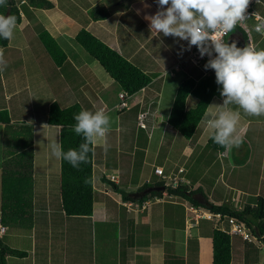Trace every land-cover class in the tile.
Wrapping results in <instances>:
<instances>
[{
    "label": "crops",
    "instance_id": "0c3cea01",
    "mask_svg": "<svg viewBox=\"0 0 264 264\" xmlns=\"http://www.w3.org/2000/svg\"><path fill=\"white\" fill-rule=\"evenodd\" d=\"M50 1L54 4L52 9L34 8L27 2L25 7L21 5L22 21L9 41V46L0 49V82L3 87L0 89V112L6 111L12 124H25L16 133L0 123V132L6 143L4 150L0 151V225L7 228L4 234H0V240L9 248L26 253L25 257L10 256L7 263L213 264L212 234L215 221L201 216L203 213L208 215L209 210L193 206L187 200L166 191H162V196H148L145 199L144 193L138 196L137 193L146 184L159 182L152 178L160 179L154 172L155 168H165L169 161L166 158L163 159V164L158 163L163 142L169 135L173 143L174 138L179 135L173 133L167 123L173 106V101L172 105L165 103L168 86L176 83L177 91L184 80H200L215 75V70L205 69L206 63L198 67L190 61L189 57L198 49L197 46H191L188 50V41L165 36L150 27V17L158 11L157 0ZM98 5L110 8L109 18L92 20L90 11ZM256 10L264 17V2L257 5ZM83 29L119 52L143 72L153 76V83L149 87L129 97L128 111L116 109L123 91L101 64L76 41V36ZM44 31H48L67 54L68 60L62 66L55 64L43 46L40 34ZM263 37L264 34L262 36L255 31L254 21H251L246 28H238L232 32L229 44L235 42L239 48L252 45L257 49H264ZM31 58L36 61L33 60L41 75L31 73L35 68ZM187 62L200 69L196 71L198 76H193L185 67ZM44 66H49L53 74H47ZM179 74L183 80L177 83L175 79ZM55 102L62 108L75 104L80 105L83 110L103 108L112 117L111 131L98 146L94 145L95 195L94 213L91 217H68L62 209L61 159L52 156L49 147L52 142L61 143V128L48 124L49 109ZM223 105L224 97L220 92L212 99L196 137L192 140L185 139L188 144L186 152L190 156V171L186 170L191 175L190 180H187L188 185L192 184V190L200 189L216 205L230 203L239 209L248 205L255 207L258 198L264 199V115L253 118L254 116L242 112L239 133L242 137L241 146L229 148L225 152L226 157L218 156L227 165L226 159L241 155L242 164L237 163L234 170L257 168L254 170V178L241 179L246 181L244 189L239 190L230 183L234 174L228 179L225 165L214 171L212 180L210 174L214 162L211 165L203 162L198 165L197 172L194 170L198 164L197 160L192 161L195 152L198 149L206 152L205 146L211 137V130L206 127L205 121L216 111L215 107ZM141 114L145 115L146 128L140 125L131 134L127 131L129 138H133L129 153L133 159L129 175H124L123 168L120 171L123 163L120 159L122 149L119 151L118 147L110 145L108 136L111 134L116 141H126L127 135L123 136L121 133L125 122L138 126ZM45 125L48 127H44ZM29 131L33 140V198L32 201L28 200V189H25V195L19 201L21 209L16 213L14 208L13 212H8L10 203L8 204L3 192L4 170L9 175V168H16L20 160L18 156L24 152L17 141L21 144L23 139L27 141ZM171 142L169 143L172 144ZM259 143L263 151L257 154ZM37 165H43L42 169L36 171ZM208 181L213 182L210 191L206 189ZM252 186L256 190H250L253 193L247 192L246 188L253 189ZM122 193L134 196L125 200ZM23 196L28 198L25 200ZM9 198V202L17 201L15 197ZM191 207L197 212H192ZM21 212L26 216L24 222L18 220ZM110 220L119 221L117 224L121 228V239L115 245L110 237L101 238L104 251L100 256L101 260L96 253L97 249L95 251L89 247L94 243L89 239L94 238L93 235L97 233V225L102 227V232L106 231L105 235L110 236L111 225L115 224ZM224 220L229 223V226H225L229 227L225 232L231 236V264H264V237L257 238L253 235L251 243L231 231L232 223L229 218H222L217 222L223 223ZM87 241L90 244L87 245ZM79 247L86 248L84 256L79 252Z\"/></svg>",
    "mask_w": 264,
    "mask_h": 264
},
{
    "label": "trees",
    "instance_id": "16d2710c",
    "mask_svg": "<svg viewBox=\"0 0 264 264\" xmlns=\"http://www.w3.org/2000/svg\"><path fill=\"white\" fill-rule=\"evenodd\" d=\"M29 6L38 9H52L54 4L50 0H25ZM22 3V7H25ZM15 15L18 24L21 23L20 6L17 0H8V4L0 7V13ZM111 15L110 8L105 5H98L90 11V16L94 21H101L109 18ZM40 40L48 54L51 56L57 66H62L68 60L67 54L59 43L48 33L44 31L40 34ZM76 41L84 50L115 80L123 92L129 96H134L146 89L153 83V76L143 72L128 59L123 57L119 52L112 49L100 39L95 37L88 30H81L76 36ZM9 46V40H0V49ZM222 88L216 83V75H209L200 80L189 78L184 80L177 89L176 97L172 110L168 117L167 123L174 132L179 133L184 139L192 140L199 132V126L211 104L212 99L219 94ZM194 98L196 105L188 107L187 100ZM83 108L78 105H72L68 108H62L58 103H53L49 109L48 124L51 126L60 125L61 127V144L65 151L69 148H79L84 143L82 135L75 133L74 117ZM124 111V110H123ZM126 111V110H125ZM0 123L8 125L11 119L6 111L0 112ZM173 132V133H174ZM24 152L18 156L16 168H9V175L6 169L3 176V192L5 199L21 198L24 190L28 189L26 194H30L32 188V170H33V140L32 133L29 131L28 140L23 139L22 144L17 141ZM89 154V160L81 163L79 168H73L67 161L61 159V205L66 216L68 217H91L94 213V161L95 147L92 146ZM207 151L215 155L226 157L225 149L214 143L212 136L205 146ZM224 154V155H222ZM14 162V161H13ZM12 162V163H13ZM13 170V171H12ZM12 172V173H10ZM116 186L114 183H112ZM14 185V186H13ZM165 188V191L187 200L193 206L202 207L215 214H221L223 218L237 220L244 223L250 232L257 238L264 237V199L258 198L255 207L250 205L243 209L236 208L230 203L216 205L208 200V197L200 190H192L189 185H180L177 188L167 187L164 183L146 184L139 189V194L145 193L151 188ZM134 194L122 193L125 200H129ZM148 196H162V192H151L145 194ZM143 202V200L141 201ZM8 209V208H7ZM5 206V211L7 213ZM15 213L18 210H13ZM12 211V212H13ZM23 218H26V216ZM6 222V220H5ZM213 243V264H231L232 261V244L231 236L221 229L214 228L212 234ZM26 253L14 250L6 246L0 240V264H8L7 259L10 256L25 257Z\"/></svg>",
    "mask_w": 264,
    "mask_h": 264
},
{
    "label": "clouds",
    "instance_id": "9594fccd",
    "mask_svg": "<svg viewBox=\"0 0 264 264\" xmlns=\"http://www.w3.org/2000/svg\"><path fill=\"white\" fill-rule=\"evenodd\" d=\"M250 3L251 0H157L158 11L150 17L152 29L188 41V50L197 46L202 58L212 57L213 51L217 54L204 67L215 70L216 83L222 86L224 105L215 107L216 111L205 123L214 143L225 149L239 148L242 144L239 134L242 112L251 116L264 115V49L251 45L239 48L235 42H223L245 18ZM7 4L8 0H0V7ZM257 19L260 18L257 16ZM17 28L15 15L0 13V40L11 41ZM255 31L264 34V20L255 25ZM208 41H212L211 46H205ZM74 119V131L82 135L85 142L78 149L67 151L59 142H52L49 147L52 156L79 168L81 163L88 162L92 146L103 141L111 131L112 117L99 108L81 110Z\"/></svg>",
    "mask_w": 264,
    "mask_h": 264
},
{
    "label": "rangeland",
    "instance_id": "374dc122",
    "mask_svg": "<svg viewBox=\"0 0 264 264\" xmlns=\"http://www.w3.org/2000/svg\"><path fill=\"white\" fill-rule=\"evenodd\" d=\"M21 2L22 1H20V0L18 1L19 6L22 5ZM262 36H263V34H262ZM157 56H159V55H157ZM33 60H34V58H31V63L34 64V62H36V61L34 60V62H33ZM34 67L35 68H34V70L31 71V73L32 74H34V73L40 74V72L36 68L35 64H34ZM185 67L191 73H193V76H195V77L198 76V75H196V71H199L200 69L196 68L192 63L187 62L186 65H185ZM49 68H50L49 66L48 67L47 66H44V69H46L45 72L47 74H53L52 69H49ZM182 80L183 79L181 77V74H179V76L175 79V82L179 83ZM54 81H55V79H54ZM175 88H176V83H173V84H170L168 86V91L167 92L165 91V93H166V102L165 103L168 104V105L169 104L172 105V101L174 103V100H175L174 98L176 97L175 94L177 93V91H175ZM0 89H3L2 85H1V82H0ZM170 91L173 92V93H171ZM3 97H4V95H3ZM187 104H188V107H191L192 108L193 106L196 105V101H195L194 98H189L187 100ZM17 117H18V114H17ZM253 118H256V116H254ZM146 122H148V121H146ZM24 125L25 124H12V123H10V124H8L6 126L10 127V129H12V130H15L16 133H17L19 130L22 129V127ZM139 128H140V124H138V126H136V125H134V123H130L129 121H127V122H125L124 127L122 128V132L121 133H122L123 136H125V135H127V131L131 134L132 132H134L135 129L138 130ZM10 129H8V132L10 131ZM0 130H2V128H0ZM149 130H150V128L147 130V132H149ZM173 132H174V130H173ZM0 135H1L0 136V151H3L4 150V146L6 145V143L4 142V136L1 134V132H0ZM174 135L175 134H173V136ZM129 136L130 135H127V140L126 141H124V139L122 141H119V140L116 141V138L114 136H112L111 134L108 136V142H109L110 145L118 147V150L119 151H121V149H122V153L123 154L121 155L120 159L123 161V163H121V166L122 167L120 166V171L123 168V170H124V173L123 174L124 175L125 174H128L129 175V173H128V172H130L129 171V168H132V159H133V157L129 153H130V151H131L130 149L132 148V145H133V141H132L133 138L131 140L129 138ZM171 140L172 139L168 135L166 141L163 142V145L164 146H163V149H162V154H161V156L159 158L160 159V162H158V163L159 164H163L164 163L163 162V159L168 158L169 161L167 163V166L165 168L162 167L163 169H165L164 170L165 174H167V175H169V174L170 175H173V177H176L179 180L180 179H183L184 181H186L185 184H188L189 183L188 181L190 180V176H191L190 173L188 174L186 172V170L190 171V161H189L190 156H188V153L186 152V147L188 146V144H187V142L185 143L186 140L180 134L177 135V137L174 138L173 143L171 142ZM118 142H120V143H118ZM169 142H171L172 144H170ZM100 143L101 142H98L96 144V146H98ZM260 144L261 143H259V145L257 147V152H258V153L256 152L257 154H260L263 151V149L261 148V145ZM184 150H185V153H184ZM188 151L190 153V149ZM101 153H103V152L101 151ZM126 153H128V154H126ZM98 154H99V151H97V155ZM164 155H165V157H164ZM185 155H187V156H185ZM219 156L221 157V155H219ZM241 157H242L241 155L240 156L237 155V156H235V158L231 156L230 158H228V159L225 160L226 161V164H227V165H225V164H223L224 163L223 160H220L223 157H221L219 159L218 158V155H215V154H213L210 151H206L205 152L204 150L198 149L195 152L192 161H195V160L198 161V164L194 167L195 172H197V170L199 169L198 165H201L203 162H205L206 165H211V163H213V162L215 163L211 167L212 168V171H211V174H210V180H212V177H213L212 174H214V171H216V169H218V168L220 169L221 166H224L225 165L226 166V171L228 173L227 174L228 179L231 178L230 175L232 173L234 174V176L230 180L231 181L230 183L234 187L239 188V190H240V189H244L245 188V185H246V183H245L246 181H242L241 179H243V180L247 179L248 180L249 177L254 178L255 177L254 170L257 169L256 167L255 168L249 167V168H243V169H238V170L236 168V170H234L235 169V166L237 165V163L239 165L242 164ZM42 166L43 165H37L36 166V171L41 170L42 169ZM181 166L184 167V168H180ZM179 168L184 170V172H183L184 174L183 173H179V170H180ZM200 168H201V166H200ZM36 171H35V173H36ZM111 174L112 173H109V175H111ZM96 175L97 174L95 173V178H96ZM124 175H123V177H124ZM152 178H153L154 181L159 180L156 177H152ZM212 183L213 182L208 181V184L206 185V189L209 190L210 189V186L211 187L213 186ZM252 184L254 185L255 183H252ZM126 185H127V183H126ZM191 187H192V184H191ZM252 187H253V189L246 188L247 192L253 193V191L256 190L254 186H252ZM40 189H42V188H40ZM221 189H222V187H221ZM30 190H32V191L29 194V198H28V196H23V198L25 200L28 198V200L31 199V201H32V198H33L32 193H33V190H34L33 189V185H32V188H30ZM250 190H253V191H250ZM21 198L20 197L17 198V201L16 202H9L8 201V204L10 203L9 204L10 206L7 207L8 208V212H11L13 210V208H14V210L21 209L20 204H19V201L21 200ZM27 211H28V209H27ZM123 212H124V210H123ZM18 220H19V222H24L25 221V218H23L22 212L20 213V219L18 218ZM110 222L115 223L114 225H111V228H110V236L105 235L106 231L102 232L103 231L102 227L100 225H97V233L93 235L94 238H92V239L90 238L89 239L90 242L91 241H94L93 245H91V246L89 245V247H91V249H94L95 251L97 249V252L96 253L99 256V259H101L100 256L104 253L103 247H102V244H101V240H102L101 238H105V237L106 238H109L110 237L113 240V244H115V245L117 244L118 240L121 239V228L117 224V222H119V221H117V220L116 221L110 220ZM226 225L229 226V223L226 222V220H224L223 223H220V222H217V221L214 222V227L215 228H218V229H221L222 231H225V229H227V230L229 229V227L228 228L225 227ZM248 241L251 242V240H248ZM85 243L87 245L90 244L89 241H87ZM3 244H4V242H3ZM114 247L116 248V246H114ZM91 249H90V253H91ZM79 252L82 253V255L84 256V254L86 253V248L85 247H81V248L79 247Z\"/></svg>",
    "mask_w": 264,
    "mask_h": 264
},
{
    "label": "built area",
    "instance_id": "2783aa9c",
    "mask_svg": "<svg viewBox=\"0 0 264 264\" xmlns=\"http://www.w3.org/2000/svg\"><path fill=\"white\" fill-rule=\"evenodd\" d=\"M261 3H258L257 0H251V3L248 6V9L246 10V15L245 18L238 22L237 25L235 26V28L229 32L224 38H223V42H226L229 44V37L232 34V32L235 29L238 28H246L249 24V22L254 21V29H255V25L257 23H259L261 20H264V17H262L256 10V6L259 5ZM255 13V15H253ZM257 16L260 18L259 20L257 19ZM211 31V30H209ZM212 45V41H208L206 43L205 46H211ZM252 46V45H251ZM217 54L213 51V55L212 57H209L207 55H205L203 58L200 55V51L199 49L195 50L189 57L190 61L196 65V66H202L203 64L207 63L209 59L215 58ZM129 95L126 92H123L120 94V103L117 105L116 109H118L119 111H123L129 108V104H128V99H129ZM144 118L145 115L141 114L139 115V121H140V125L142 128H146V125L144 124ZM224 155V154H222ZM155 174L157 176L160 177L159 182L160 183H164L167 187L171 186L174 188H177L180 185H188L185 184L186 181H184L183 179H178L176 177H173V175H167L164 172V169L162 167H156L155 168ZM184 170L180 169L179 173H183ZM190 210L192 212H197L194 210L193 207L190 208ZM201 216L209 219V220H213V221H218L221 220L223 218V216L221 214H215L211 211H208V215H206L205 213H203ZM230 223H232V232L234 234H238L241 235L245 240H252L253 239V234L250 232V230L246 227V225L244 223H240L237 220H233L230 219ZM187 224H190V220L187 221ZM6 231L5 227H1L0 226V234H4Z\"/></svg>",
    "mask_w": 264,
    "mask_h": 264
},
{
    "label": "water",
    "instance_id": "95a60500",
    "mask_svg": "<svg viewBox=\"0 0 264 264\" xmlns=\"http://www.w3.org/2000/svg\"><path fill=\"white\" fill-rule=\"evenodd\" d=\"M9 12H10V9H9V11H8V13H7V15H9ZM158 191H165V188L164 187H162V188H151V189H148V191H145V193H144V195L145 194H149V193H151V192H158Z\"/></svg>",
    "mask_w": 264,
    "mask_h": 264
}]
</instances>
